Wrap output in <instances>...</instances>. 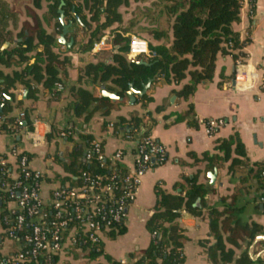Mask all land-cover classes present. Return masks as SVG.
Returning <instances> with one entry per match:
<instances>
[{
	"label": "crops",
	"instance_id": "obj_1",
	"mask_svg": "<svg viewBox=\"0 0 264 264\" xmlns=\"http://www.w3.org/2000/svg\"><path fill=\"white\" fill-rule=\"evenodd\" d=\"M5 1L12 9L14 17L1 33L5 40L0 46V51L13 48L23 41L25 37H20L19 34L24 24L32 21L29 15L33 11L32 0ZM48 4L49 2L44 0L41 9L36 10V13L42 16L48 10ZM64 21L69 23L68 19ZM44 26L57 39L55 51L66 55L71 64L60 73L64 87L60 100H52V93L42 86H39L37 100L26 99L25 87L20 83L16 85L10 116L21 121V127L13 134L0 132V159L10 164L11 178L14 179L18 175L17 155L28 153L30 168L43 174L41 197L44 204H48L53 189L61 185L56 176L66 175L61 165L54 160V154L66 157L70 152L72 145L60 136L70 124L74 126L72 137L76 140L80 134H90L92 139H102L107 155L123 148L126 153L123 165L132 169L135 143L111 135L108 125L115 124L120 117H144L145 122L135 128V142L139 141L136 135L141 126L151 125L150 130L143 136L149 135L164 144L167 147V160L142 176L136 199L128 209L125 231L115 235V238H112V235L105 238L102 245L103 254L115 261L126 260L128 264H134L153 238L146 229V222L156 203V186L173 192L174 185L181 181L183 176L199 173V182L208 190L207 207L201 216L185 210L181 212L179 222L187 237L183 247V264H212L201 244L207 240L214 242L210 236V211H221L234 199L236 215L243 224L256 223L262 226V231L249 248V253L253 259L252 264H264V182L255 175L254 166L255 163H262L264 167V0H255L254 6L250 0H244L240 20L232 24L233 31L240 37L239 46L227 54H217L211 79L197 83L186 96H179L177 91L186 85H192L191 75L188 74L179 84H166L162 80H156L146 93L153 98L151 102L131 104L127 95L125 99L116 100L120 103L114 104L108 115L105 114L106 108H103L96 111L88 123L74 117L71 109V87L78 84L80 70L87 63L111 61V36L107 32L87 51H69L75 40L76 28L72 27L64 36L63 30L58 32L54 24L46 23ZM76 36L80 39L81 32H76ZM41 49L39 46L30 54L29 64L34 63L35 53ZM25 65L15 61L10 67L0 65V70L6 75H12ZM93 91L96 97L102 96L101 88L96 87ZM20 101L22 104L18 106ZM96 106L97 102H94L91 109ZM190 106L194 114L180 120L179 117L183 116ZM158 107H162V110L157 111ZM25 111H28L32 121L31 130L25 118L20 117ZM210 119H222L225 125L209 135L206 132V123ZM68 132L71 134V131ZM235 132L239 134L246 151L241 169L229 172L230 162L221 167L209 168L206 161L196 162L195 158L190 156V153H194L201 158L203 153H213L217 139L227 138ZM12 150L16 151L15 155L11 153ZM252 169L254 172H251ZM213 172H216V178L212 185L209 173ZM261 177H264V171ZM7 207L14 208L15 203L9 202ZM16 246L13 242L4 240L0 251L5 255ZM242 252L243 248L236 249L235 259L239 258ZM79 256L81 255L78 254L71 264H85V261L77 258Z\"/></svg>",
	"mask_w": 264,
	"mask_h": 264
},
{
	"label": "trees",
	"instance_id": "obj_2",
	"mask_svg": "<svg viewBox=\"0 0 264 264\" xmlns=\"http://www.w3.org/2000/svg\"><path fill=\"white\" fill-rule=\"evenodd\" d=\"M43 1L32 0L33 11L29 14L32 21L25 23L19 34L20 37H25L24 40L13 48L0 51V65L10 67L15 61L18 64H26L23 69L15 71L12 75H6L0 70V132L13 134L21 127V121L10 116L15 99L14 90L18 83L25 87L26 99L37 100L39 86H42L52 93V100H60L62 90L57 88V84H63L60 73L61 70L69 67L71 62L66 55L55 51L57 39L47 31L44 24H54L58 32H62L61 10L64 19L72 23L71 28H76L75 40L69 51H87L93 48L94 43L107 32L111 36L113 46L111 61L87 63L80 70L78 84L71 87V109L74 117L82 119L85 123L90 121L96 111L106 108L105 114L108 115L113 105L120 103L119 101L114 103L103 96L96 97L94 88L117 93L119 97L125 99L130 83H134L138 89H142L143 84L149 79H154L153 82L162 80L166 84H179L189 74L193 80L192 85H186L177 91L179 96H186L197 83L213 77L217 54H227L240 43L239 34L233 31L232 24L240 20V10L244 0H166L168 5L165 7V12L171 21L170 29H150L148 32L150 53L136 59L128 57L131 25H126L122 11L123 7L131 5V0H46L49 2L48 10L39 16L36 10L41 9ZM250 3L254 6L255 0H250ZM13 17L12 9L5 0H1L0 46L5 40L1 33L6 30L9 20ZM78 31L81 32L80 39L76 36ZM39 46L42 49L36 51L34 63L29 64L30 54ZM139 61L143 63L139 64ZM152 100L151 96L145 94L137 97L135 103L147 104ZM94 102H97V106L91 109ZM21 104L22 101L17 103L18 106ZM161 110L162 107L157 108V111ZM193 114L194 110L190 106L179 119L183 120ZM24 118L28 128L33 129L28 111H25ZM144 122V117L131 115L120 117L114 125L139 128ZM73 127L70 124L65 131H71V134L62 137L72 145L68 155L60 157L59 154H54V160L66 173L64 177L56 176L60 181V187L79 184V179L75 177L82 171L93 173L109 171L107 168H99L95 161L85 159L93 137L90 134H80L76 140L72 137ZM190 156L195 158L196 162L206 161L209 168L221 167L230 162L229 172H234L243 167L246 151L239 134L235 132L227 138L217 139L213 153H203L201 158L194 153H190ZM254 166L255 175L260 177L263 183L262 163H255ZM251 172L254 170L252 169ZM10 174V164L0 161V183H5L6 186L12 185L14 180ZM31 183L32 179L24 180V185ZM155 193L154 210L146 222V229L155 236L134 264H183V247L187 237L179 222L181 212L185 210L201 216L207 207L208 190L199 182V173H197L183 176L181 181L174 185L173 192H167L157 185ZM234 200L221 211L218 209L210 211V236L214 242L207 240L201 244L206 249L212 264H252L253 262L249 248L262 231V226L256 223L243 224L236 215ZM9 201L8 193L1 189L0 207L6 209ZM4 215L8 216L9 220L14 218V215L6 210L0 214V218ZM124 231L125 228L122 227L118 234ZM118 234L111 233V237L115 238ZM21 237V233H16L11 240L19 245L22 243ZM1 243L0 236V246ZM239 248H243V252L235 259V250ZM77 255L78 253L74 257L76 258ZM100 255L101 252L91 248L86 254L77 258L87 262ZM3 258L4 254L0 251V259ZM104 259L112 264H118V261L109 256L104 255Z\"/></svg>",
	"mask_w": 264,
	"mask_h": 264
},
{
	"label": "built area",
	"instance_id": "obj_3",
	"mask_svg": "<svg viewBox=\"0 0 264 264\" xmlns=\"http://www.w3.org/2000/svg\"><path fill=\"white\" fill-rule=\"evenodd\" d=\"M149 53L148 40L131 35L128 57L136 59ZM57 88L63 90L64 87L59 83ZM20 117H24V113ZM224 125L222 119H210L206 123V132L212 135ZM108 128L111 135L135 143L134 167H124L126 153L123 148L107 155L103 140L94 138L85 159L95 161L99 168H107L108 173L82 171L75 177L79 179V184L53 189L48 204H44L41 197L43 174L30 168L29 155H17L18 175L12 178L13 184L6 186L0 183V190L4 189L9 202L15 203L14 208L0 207V214L6 210L14 215L12 220L5 215L0 218V236L12 242L15 234L21 233L22 243L14 250L10 248L0 259V264H71L75 254L84 255L91 248L101 252V255L87 260L85 264H112L104 259L103 242L111 233L118 234L125 226L128 209L136 199L142 176L165 163L167 147L149 135L135 142L134 127L110 123ZM69 134L63 131L60 136ZM11 153L15 155L16 151ZM0 161L5 164L4 159ZM28 179H32V183L24 185V180ZM118 264L128 263L120 260Z\"/></svg>",
	"mask_w": 264,
	"mask_h": 264
},
{
	"label": "rangeland",
	"instance_id": "obj_4",
	"mask_svg": "<svg viewBox=\"0 0 264 264\" xmlns=\"http://www.w3.org/2000/svg\"><path fill=\"white\" fill-rule=\"evenodd\" d=\"M168 5L166 0H142L135 2L131 0L129 7H123L126 25H131V35H139L147 40L150 29H170V23L166 16L165 7Z\"/></svg>",
	"mask_w": 264,
	"mask_h": 264
},
{
	"label": "water",
	"instance_id": "obj_5",
	"mask_svg": "<svg viewBox=\"0 0 264 264\" xmlns=\"http://www.w3.org/2000/svg\"><path fill=\"white\" fill-rule=\"evenodd\" d=\"M60 12H61L60 19L62 21V26H63V35L65 36L69 32V30L71 29L72 23L69 22L68 24H66L64 21L63 11L61 10ZM138 63L142 64L143 62L139 61ZM153 80L154 79H149L146 83H144L142 86V89H138L134 86V83H130L127 95L130 99L131 104L135 103L137 97H142L147 93L148 89L151 87V85L153 83ZM100 93L103 97L109 98L113 101L122 100V98L119 97L117 93H111L105 89H101ZM150 127H151V125H149L148 127H144L142 125L140 132L136 135V138L138 140H140L141 137L150 130ZM209 177L211 178V184L213 185L215 182V178H216V172L209 173Z\"/></svg>",
	"mask_w": 264,
	"mask_h": 264
}]
</instances>
